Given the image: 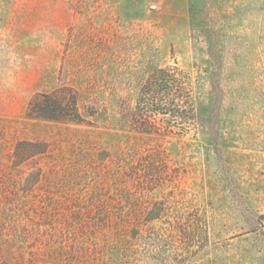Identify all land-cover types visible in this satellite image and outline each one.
<instances>
[{"label":"rangeland","instance_id":"obj_1","mask_svg":"<svg viewBox=\"0 0 264 264\" xmlns=\"http://www.w3.org/2000/svg\"><path fill=\"white\" fill-rule=\"evenodd\" d=\"M161 67L186 134L134 128ZM0 264H264V0H0Z\"/></svg>","mask_w":264,"mask_h":264},{"label":"trees","instance_id":"obj_2","mask_svg":"<svg viewBox=\"0 0 264 264\" xmlns=\"http://www.w3.org/2000/svg\"><path fill=\"white\" fill-rule=\"evenodd\" d=\"M174 69V70H170ZM177 67L159 68L152 73L145 86L141 88L143 92L137 110L144 115V111H150L153 114L169 113L172 119L161 121L150 120L140 117L133 118L134 128L145 132H164L183 135L194 128L192 121L178 122L177 118H185L193 115L194 110L191 103L186 106L182 100L184 92L182 89L174 88L177 81ZM168 71H171L168 73ZM174 71V73H173ZM187 98L189 94H187ZM166 100H169L167 102ZM140 104L144 105L140 107ZM26 115L32 118H43L49 120H68L73 122H82L84 117L79 109L77 92L71 87H58L49 92H39L34 94L26 107ZM138 116V115H137ZM181 118V119H182Z\"/></svg>","mask_w":264,"mask_h":264}]
</instances>
